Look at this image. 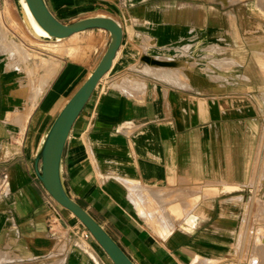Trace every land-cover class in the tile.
Wrapping results in <instances>:
<instances>
[{
    "label": "crops",
    "instance_id": "0c3cea01",
    "mask_svg": "<svg viewBox=\"0 0 264 264\" xmlns=\"http://www.w3.org/2000/svg\"><path fill=\"white\" fill-rule=\"evenodd\" d=\"M45 1L64 23L106 16L123 29L65 145L69 195L135 264H264V167L255 166L264 143V0ZM17 10L20 0H0V19ZM5 27L0 264H114L48 193L36 163L111 34L75 33L87 38L83 51L53 55L50 67L45 47H22Z\"/></svg>",
    "mask_w": 264,
    "mask_h": 264
},
{
    "label": "water",
    "instance_id": "95a60500",
    "mask_svg": "<svg viewBox=\"0 0 264 264\" xmlns=\"http://www.w3.org/2000/svg\"><path fill=\"white\" fill-rule=\"evenodd\" d=\"M26 1L38 23L52 39H65L80 31L97 27L111 34V41L100 62L71 94L68 102L51 124L36 156L37 175L52 198L79 218L114 264H135L106 229L69 195L61 174L62 157L73 124L100 79L111 68L116 52L122 43L123 29L115 19L106 16H95L64 23L51 12L45 0ZM39 161H41L40 169L38 168Z\"/></svg>",
    "mask_w": 264,
    "mask_h": 264
},
{
    "label": "rangeland",
    "instance_id": "374dc122",
    "mask_svg": "<svg viewBox=\"0 0 264 264\" xmlns=\"http://www.w3.org/2000/svg\"><path fill=\"white\" fill-rule=\"evenodd\" d=\"M8 17L10 20L9 22L6 21L5 18L0 19L1 28L4 34L6 35L9 34L8 29L5 27V25L7 24V27L10 28L12 32L14 33V35L18 37V40H17L18 43L22 41L23 43L22 47L24 46V42L31 44L34 48L45 47L44 51L48 54L45 57L49 58L48 62H49L50 67L52 66L51 58H53L51 56L53 55H58L62 57H67V56L73 57L76 50H77V53L83 51V44L87 40L86 37H80V36L70 37L68 39L58 41L56 45H53V44L42 45L41 42H43L44 40H51V39L34 34L24 24L22 12H19V10H17L15 16L8 15ZM38 56H40V54ZM263 154H264V143H262L261 145L259 157L255 164L256 171H259L262 167Z\"/></svg>",
    "mask_w": 264,
    "mask_h": 264
},
{
    "label": "bare ground",
    "instance_id": "6f19581e",
    "mask_svg": "<svg viewBox=\"0 0 264 264\" xmlns=\"http://www.w3.org/2000/svg\"><path fill=\"white\" fill-rule=\"evenodd\" d=\"M20 7H21V11H22V14H23V21H24V24L36 35L38 36H42V37H47V38H51V40H49L48 42L49 43H57L58 41H62V40H65V39H52V37H50V35L48 34V32L38 23V21L36 20V18L34 17V15L32 14L29 6H28V3L26 0H20ZM4 24V23H3ZM23 24V25H24ZM25 27V26H24ZM74 35V34H73ZM72 36V35H71ZM70 36V37H71ZM69 38V37H68ZM69 100V98H68ZM68 102V101H67ZM264 160V159H263ZM262 160V162H263ZM261 162V163H262ZM263 164V167H264V162L262 163ZM264 169V168H263ZM260 177V176H259ZM261 182H264V170H262V175H261ZM261 202V201H260ZM263 207V206H262ZM261 208V207H260ZM67 209V208H65ZM68 210V209H67ZM70 211V210H68ZM259 211V210H258ZM70 213L77 219H79L72 211H70ZM259 214V213H257ZM260 216V215H259ZM262 226V225H261ZM264 227V225H263ZM256 229V228H255ZM260 232L261 230L258 229ZM264 230V229H263ZM256 231V230H255ZM258 232V233H260ZM262 233V232H261ZM260 233V234H261ZM257 236V235H255ZM260 236V235H259ZM261 237V236H260ZM263 239V237H261ZM260 239V238H259ZM262 242H264V240H262ZM263 245V243H262ZM252 258V257H251ZM257 258V257H256ZM201 261V260H200ZM212 262V261H211ZM258 262V260H257ZM256 262V263H257ZM251 263V262H250Z\"/></svg>",
    "mask_w": 264,
    "mask_h": 264
},
{
    "label": "built area",
    "instance_id": "2783aa9c",
    "mask_svg": "<svg viewBox=\"0 0 264 264\" xmlns=\"http://www.w3.org/2000/svg\"><path fill=\"white\" fill-rule=\"evenodd\" d=\"M83 235L85 238H89L90 236H92V234L87 229L84 230Z\"/></svg>",
    "mask_w": 264,
    "mask_h": 264
}]
</instances>
